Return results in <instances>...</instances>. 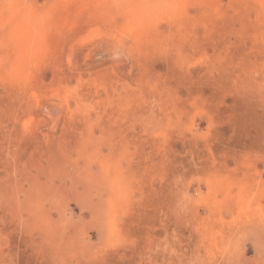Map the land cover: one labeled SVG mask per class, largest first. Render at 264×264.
Segmentation results:
<instances>
[{
    "label": "rangeland",
    "instance_id": "obj_1",
    "mask_svg": "<svg viewBox=\"0 0 264 264\" xmlns=\"http://www.w3.org/2000/svg\"><path fill=\"white\" fill-rule=\"evenodd\" d=\"M0 264H264V0H0Z\"/></svg>",
    "mask_w": 264,
    "mask_h": 264
},
{
    "label": "bare ground",
    "instance_id": "obj_2",
    "mask_svg": "<svg viewBox=\"0 0 264 264\" xmlns=\"http://www.w3.org/2000/svg\"><path fill=\"white\" fill-rule=\"evenodd\" d=\"M249 221V220H248ZM253 223V222H252ZM241 234V233H240Z\"/></svg>",
    "mask_w": 264,
    "mask_h": 264
}]
</instances>
